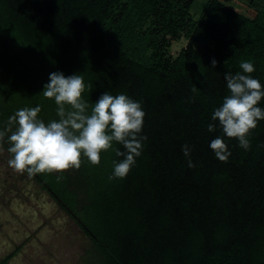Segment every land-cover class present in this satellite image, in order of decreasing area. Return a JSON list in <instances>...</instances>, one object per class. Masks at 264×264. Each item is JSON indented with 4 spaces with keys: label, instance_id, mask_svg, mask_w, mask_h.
<instances>
[{
    "label": "trees",
    "instance_id": "16d2710c",
    "mask_svg": "<svg viewBox=\"0 0 264 264\" xmlns=\"http://www.w3.org/2000/svg\"><path fill=\"white\" fill-rule=\"evenodd\" d=\"M194 1L0 0V127L37 104L57 119L42 93L57 70L83 75L90 105L123 92L145 111L147 140L125 178L109 179L118 142L99 164L82 157L78 169L29 175L90 238L96 264H264V120L248 150L225 136L226 160L209 147L218 121L208 130L229 94L225 72L250 60L264 83V0H249L252 17L209 0L198 21Z\"/></svg>",
    "mask_w": 264,
    "mask_h": 264
},
{
    "label": "clouds",
    "instance_id": "9594fccd",
    "mask_svg": "<svg viewBox=\"0 0 264 264\" xmlns=\"http://www.w3.org/2000/svg\"><path fill=\"white\" fill-rule=\"evenodd\" d=\"M217 61L212 60L215 65ZM235 73L225 72L229 94L214 109L208 130L214 131L217 121L223 135L213 138L209 147L221 160L231 152L225 136L235 138L239 146L248 150L249 135L260 120H264V83L251 75L255 64L242 60ZM88 86L81 74L66 75L57 70L49 73L42 93L53 99L58 118L45 121L39 113L42 106H25L8 117V123L0 127V146L7 143L10 154L8 164L18 172L29 175L40 173H63L79 168L82 157L91 164H99L101 153L113 147V142L123 145L117 150L122 159L113 161L109 179L125 178L142 155L145 111L139 100L126 93L113 95L109 91L100 94L90 105L84 98ZM185 156H190L188 145L183 147ZM189 166H194L189 159ZM58 176V179H62Z\"/></svg>",
    "mask_w": 264,
    "mask_h": 264
},
{
    "label": "rangeland",
    "instance_id": "374dc122",
    "mask_svg": "<svg viewBox=\"0 0 264 264\" xmlns=\"http://www.w3.org/2000/svg\"><path fill=\"white\" fill-rule=\"evenodd\" d=\"M209 0H195L189 15L198 21ZM252 17L249 0H221ZM183 33L168 53L176 58L187 45ZM10 154L0 146V261L6 264H96L90 238L77 222L27 172L9 166Z\"/></svg>",
    "mask_w": 264,
    "mask_h": 264
},
{
    "label": "flooded vegetation",
    "instance_id": "af4514ba",
    "mask_svg": "<svg viewBox=\"0 0 264 264\" xmlns=\"http://www.w3.org/2000/svg\"><path fill=\"white\" fill-rule=\"evenodd\" d=\"M3 260L0 261V263L2 262Z\"/></svg>",
    "mask_w": 264,
    "mask_h": 264
}]
</instances>
